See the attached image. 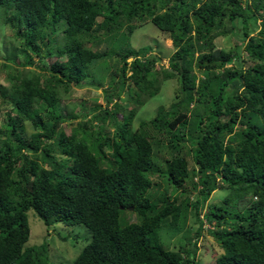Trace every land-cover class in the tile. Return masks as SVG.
<instances>
[{"label": "trees", "instance_id": "1", "mask_svg": "<svg viewBox=\"0 0 264 264\" xmlns=\"http://www.w3.org/2000/svg\"><path fill=\"white\" fill-rule=\"evenodd\" d=\"M0 12L15 40L2 48L0 66L31 65L32 53L55 57L42 80L14 72L0 83V264H47L45 245H27L28 210L44 225L87 228L70 264H198L191 226L197 223L196 237L203 221L221 249L211 264H264V0H0ZM145 21L171 39L165 67L155 68L159 56L149 46L97 52L86 45L112 43L117 32L127 41ZM217 35L238 43L217 48ZM105 57L118 76L107 73L109 108L95 114V124L67 121L57 91L97 76L92 65ZM171 78H178V98L131 129L137 108ZM120 92L131 106L117 120ZM153 145L175 149L163 170ZM151 171L177 193L150 197ZM188 173L191 189L199 185L191 200L183 188ZM217 188L225 190L221 201L200 218L201 202ZM178 233L187 243L178 250L160 239Z\"/></svg>", "mask_w": 264, "mask_h": 264}, {"label": "rangeland", "instance_id": "2", "mask_svg": "<svg viewBox=\"0 0 264 264\" xmlns=\"http://www.w3.org/2000/svg\"><path fill=\"white\" fill-rule=\"evenodd\" d=\"M0 12V62L1 58L4 55L2 48H10L11 43H14L13 40V30L7 27L3 23L2 16ZM101 20V17H96L95 21L98 22ZM137 23V21L135 22ZM240 20L236 22L235 32L237 36L241 34ZM123 29V27H122ZM121 31V30H120ZM121 33L117 32L116 38H113V42L110 43L109 40L97 41L91 40L90 43H86L87 46L91 47L94 51L102 52L106 49L119 50L125 46H130L132 48H138L141 46H149L150 53L159 56L157 65L155 68L162 65L166 66L167 57L173 51V45L169 35L166 32L158 30L153 24L148 21L141 23L139 26L135 27L130 35L127 38L121 36ZM236 38L231 35H217L214 37L213 42L215 47L222 48L224 50L232 49L235 44L238 42ZM59 40V39H58ZM245 57L246 55L242 53ZM32 64L21 66L13 65L11 63H6L7 66H0V83L6 85L5 76L7 73L18 72V74L24 75L29 74L31 71L38 74L41 80L48 75V68L52 65L55 57H43L41 55L31 54ZM21 58V57H20ZM59 59H63L60 57ZM101 59V58H100ZM98 59V60H100ZM20 60V59H19ZM130 58L127 59V61ZM18 61V60H16ZM114 60L111 58L105 57L103 60L97 61L92 65L93 71L97 76L86 79L83 82H79L77 85L68 86L67 91L62 92L59 88L57 91L59 99V109L61 113L67 118V121H72L73 124L79 122H85L86 126L90 124H95L96 119L93 118L95 114H103L105 108H109L110 104L105 103V98L103 96V90L108 91L110 85H108L107 78L109 73H113L115 80L118 76L115 75L117 72L116 66H114ZM215 71L212 70L213 74ZM210 74V73H209ZM199 75V74H198ZM200 76V75H199ZM96 78V79H94ZM94 83H93V82ZM96 82H100V85ZM96 84V85H95ZM179 81L178 78L166 79L160 83L159 90L156 94L148 98L145 103L137 108V111L131 121V129L137 128L138 122L141 120H147L154 115V112L158 107L163 106L167 107L171 102H174L177 98L175 97L178 94ZM121 99L119 103L122 104L123 109L116 113L115 117L117 120L120 119V115L124 113L130 106V102L126 99L125 92H120ZM179 95V94H178ZM177 95V96H178ZM115 98L112 100L114 101ZM106 130L111 131L113 126L106 122ZM24 125V135H29L33 132V129L28 121L23 122ZM67 133L71 136V127L65 122L61 121L59 124ZM80 129V128H79ZM92 130H95V127H92ZM162 138L164 135H160ZM188 144H184V147L181 148L180 152L184 153L187 150ZM106 148H104V151ZM175 153V149L168 151L165 147L161 145H153V155L155 157V166L159 170H163V159L169 158L172 154ZM188 167L192 165L190 156L186 154ZM147 176L154 182V185L147 192L151 197H157L160 192L168 194H176V189L167 182L164 174L158 171L147 172ZM195 182V178L189 176L185 178L183 183L184 192L187 191L188 197L193 198L194 193L196 192L199 185L195 189H191L190 183ZM225 190L222 188L215 189L207 200L201 202V209L199 214L202 215L207 211L208 205L218 204L223 197ZM183 193L182 195H184ZM191 200V199H190ZM192 208L188 209V218L193 217ZM127 212V211H126ZM128 213L123 212L120 216L125 220V217ZM199 215V216H200ZM27 223L29 227V238L27 240V245L36 246L43 244L46 249V258H43V261L47 264H70L72 259L78 254L83 245L87 242L88 231L84 225H63L60 222H56L50 225H44L43 222L36 217V215L31 211H26ZM127 221H135V216L132 214L126 217ZM194 220V219H193ZM212 227V223L210 224ZM192 236L190 237V242L193 240L196 244L195 257L198 261V264H211L214 261V258L221 252L220 247L214 238L205 231L210 228L206 223H203L202 232L195 237L194 231L197 228V223L192 224ZM190 231L186 233L189 235ZM160 239L162 242L166 243L168 248L171 250H178L181 246L186 247L187 243L185 238H183L179 233L173 235L171 238H168L167 235H161ZM165 244V245H166ZM190 247V246H188Z\"/></svg>", "mask_w": 264, "mask_h": 264}, {"label": "clouds", "instance_id": "3", "mask_svg": "<svg viewBox=\"0 0 264 264\" xmlns=\"http://www.w3.org/2000/svg\"><path fill=\"white\" fill-rule=\"evenodd\" d=\"M199 215H200V214H199ZM199 217L201 218V217H202V215H200ZM203 223H205V222L203 221Z\"/></svg>", "mask_w": 264, "mask_h": 264}]
</instances>
